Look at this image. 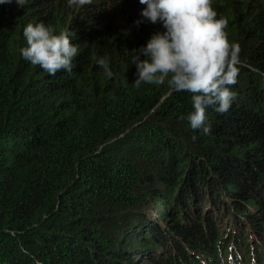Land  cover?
Listing matches in <instances>:
<instances>
[{"label": "trees", "instance_id": "1", "mask_svg": "<svg viewBox=\"0 0 264 264\" xmlns=\"http://www.w3.org/2000/svg\"><path fill=\"white\" fill-rule=\"evenodd\" d=\"M143 7L0 5V264H264V0H212L241 51L209 134L189 93L133 84V50L163 31ZM40 22L79 45L71 73L20 55Z\"/></svg>", "mask_w": 264, "mask_h": 264}, {"label": "clouds", "instance_id": "2", "mask_svg": "<svg viewBox=\"0 0 264 264\" xmlns=\"http://www.w3.org/2000/svg\"><path fill=\"white\" fill-rule=\"evenodd\" d=\"M67 2L70 7H82L92 0ZM11 3L13 0H0V5ZM15 3L22 7L27 0ZM139 4L144 6L140 13L143 20L159 23L163 31L153 34L145 47L133 50L130 63L137 70L133 84L139 87L167 83L173 91L189 93V127L209 134L210 126H205L207 108L216 105L218 114L227 113L235 99L230 89L238 82L241 49L227 38L228 20L217 18L212 0H139ZM143 20L134 24L138 27ZM23 37L27 46L20 49V55L33 66L52 76L60 71L71 73L75 68L73 61L79 54V45L72 42L68 32L56 34L43 22L29 23L23 28ZM141 55L146 59L141 61ZM97 64L107 79L113 78L107 57L99 58Z\"/></svg>", "mask_w": 264, "mask_h": 264}]
</instances>
